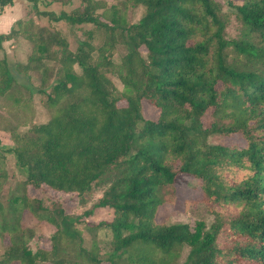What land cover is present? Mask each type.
Instances as JSON below:
<instances>
[{"label":"trees","instance_id":"trees-1","mask_svg":"<svg viewBox=\"0 0 264 264\" xmlns=\"http://www.w3.org/2000/svg\"><path fill=\"white\" fill-rule=\"evenodd\" d=\"M15 1L0 0V12ZM27 1V15L0 34L31 45L16 63L26 82L0 54V137L10 139H0V264H264V0H227L228 11L224 0ZM62 21L94 25L101 42L85 30L72 48ZM232 134L244 142H223ZM10 155L24 175L14 182ZM179 173L201 188L209 225L157 220L160 205L177 202ZM103 184L82 215L37 193L75 192L84 204ZM96 208L113 217L86 222ZM42 221L55 231L33 247Z\"/></svg>","mask_w":264,"mask_h":264},{"label":"rangeland","instance_id":"rangeland-1","mask_svg":"<svg viewBox=\"0 0 264 264\" xmlns=\"http://www.w3.org/2000/svg\"><path fill=\"white\" fill-rule=\"evenodd\" d=\"M224 9L228 11V3L227 0H224ZM78 1H75L70 7L76 6ZM40 7L43 8V5L40 4ZM48 8H54L59 10L60 7L58 4L54 3L50 5ZM27 11V9H26ZM25 11V13H26ZM143 11V8L138 6L135 8H131L128 12L129 18L133 21L139 19ZM25 15V14H24ZM23 15V17H24ZM58 26L61 28L64 35L68 38L70 45L72 48H75L78 44V39H82L86 37L85 30H94L93 40L96 44H99L102 40V33L99 30L95 29L94 25L86 24L80 28H76V30H71V28L67 25L66 22L62 21L58 23ZM239 24L237 20L232 17V19L228 22L227 26V34L230 36H235L238 32ZM31 45L28 41L23 39V52L17 58L13 59L11 63V69L14 74L18 77L20 81L26 82L27 78L25 75H20L16 71V63L19 60L26 61L27 53L30 51ZM117 85L120 86V82L118 78H114ZM35 104L37 106V121L44 122L49 119V112L43 108L42 102L40 97L37 95L35 97ZM143 112L144 115L148 118H155L158 115V110L148 103L147 101L143 102ZM205 124L210 122V115L207 113L204 117ZM1 142L3 144H9L10 139L7 135L1 134ZM223 142L226 143H239L242 144L244 139L240 134H232L230 136H226L222 138ZM5 146V145H4ZM8 168L12 171L15 175L12 178V182L22 179L23 174L18 170L15 165L14 158L12 155L9 156L8 160ZM193 177L187 173H179L177 176V190H178V197L176 203H164L159 206L157 211V220L164 221L168 223H180V222H188L191 226L194 225L196 220L203 219L209 225L212 222V215H210L207 210L205 204L202 202V190L198 184L192 179ZM108 187L107 184H103L98 186L95 191L90 195L89 199L84 203L80 204L78 202V196L75 192H65V191H58L49 187H44L42 190L37 191L38 194L44 196V200L46 202L51 200H62L65 202L67 209L75 214V215H82L86 211L93 208L95 202H97L100 197L104 194L105 189ZM113 217V212L108 208H96L94 209L91 214L87 216L86 222H99L102 220H108ZM25 221L26 222H35V219L31 217L28 213L25 214ZM55 231V227L47 222L42 221L37 226V236L32 241V246L36 247L38 245H42L48 247L50 245V236ZM97 236L99 237V243L102 249L108 250L110 248V240H111V231L108 228L103 227L102 229L98 230ZM90 238V236H88ZM4 242L0 237V252L3 250ZM185 256V255H184ZM183 256V257H184Z\"/></svg>","mask_w":264,"mask_h":264},{"label":"crops","instance_id":"crops-1","mask_svg":"<svg viewBox=\"0 0 264 264\" xmlns=\"http://www.w3.org/2000/svg\"><path fill=\"white\" fill-rule=\"evenodd\" d=\"M28 7L29 2L27 0H16L13 4L6 6L0 12V34L9 32L13 26L23 19V15L25 14V17L28 13ZM22 52L23 38L7 39L0 42V54L7 56L10 66L13 59L18 58ZM17 62L23 63V60L19 58Z\"/></svg>","mask_w":264,"mask_h":264}]
</instances>
